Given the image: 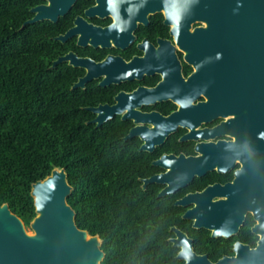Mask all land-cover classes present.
<instances>
[{
  "label": "flooded vegetation",
  "instance_id": "obj_1",
  "mask_svg": "<svg viewBox=\"0 0 264 264\" xmlns=\"http://www.w3.org/2000/svg\"><path fill=\"white\" fill-rule=\"evenodd\" d=\"M46 3L38 0L30 9ZM152 9L151 0H75L55 21H37L54 27L49 37L56 47L51 65L66 57L50 67L72 68L69 90L88 100L83 107L89 117L86 123L101 128L110 138L107 144H129L143 154L145 169L137 176L140 186L151 177L159 180L143 189L152 185L156 197L170 198L181 211L180 218L196 229L183 217L192 204L176 202L212 185L219 190L231 186L230 193L219 191L213 200L224 212L220 223L232 224L251 203V196L257 195L242 188L249 182L251 190L264 187V172L258 177V157L250 151L251 144H264L251 139L257 129L253 120L264 117V80L259 83L264 69L263 39L209 30L200 16L183 22L188 14L175 13L183 26L174 29L161 9ZM80 60L102 63V75L87 77L84 67L69 64L79 65ZM196 157L201 165L191 166L188 160ZM208 162L214 163L211 169L194 175L173 193L159 196L169 186L163 183L165 176L173 174L180 180L190 170L207 168ZM261 197L264 205V190ZM254 224L248 210L228 238L211 237L205 230L210 238L227 240L232 255L234 243L251 245L245 242L249 235L255 236V246ZM171 227L184 232L195 251L196 239L184 230L186 226ZM170 229L169 241L175 237Z\"/></svg>",
  "mask_w": 264,
  "mask_h": 264
},
{
  "label": "trees",
  "instance_id": "obj_2",
  "mask_svg": "<svg viewBox=\"0 0 264 264\" xmlns=\"http://www.w3.org/2000/svg\"><path fill=\"white\" fill-rule=\"evenodd\" d=\"M37 1L0 0V204L28 226L35 214L31 184L60 166L72 186L67 202L76 225L102 240L100 264H183L168 240L173 225H185L195 251L211 261L231 254L227 240L191 228L170 198L140 186L145 168L136 147L107 144L109 136L86 123L88 100L69 90L72 68L50 67L54 27L23 25Z\"/></svg>",
  "mask_w": 264,
  "mask_h": 264
},
{
  "label": "water",
  "instance_id": "obj_3",
  "mask_svg": "<svg viewBox=\"0 0 264 264\" xmlns=\"http://www.w3.org/2000/svg\"><path fill=\"white\" fill-rule=\"evenodd\" d=\"M74 2L75 0H47L46 4L30 9L34 16L23 25L44 19L55 21L58 16L65 14ZM152 3L155 5V9L151 11L161 9L166 15V20L173 23L174 29H181L183 26L179 24L181 19L176 17L175 13L185 16L188 14L186 19L182 18L183 22L189 20L191 22L192 18L200 16L206 22V28L209 30L220 29L225 31L227 36L262 37L264 49V0H151V5ZM91 42L96 45L95 41ZM65 60L66 57L59 58L51 66ZM79 62L82 63L79 65L69 64L74 67H84L88 74L87 77L94 78L102 75V63L89 60H80ZM263 80L264 69L259 83ZM90 110L95 112L97 109ZM253 121L257 129L254 130L251 139L264 141V117ZM100 124L101 120L97 122L96 127ZM250 147L252 155L258 157L256 174L258 177L262 176L264 172V144H251ZM188 161L191 166L195 163L200 164L198 157ZM213 165L212 162L205 163L204 166L207 168L190 170L187 177L183 175L180 180H178L179 176L176 178L173 174L165 176L163 183H167L169 186H166L159 196L173 193L185 186L194 175L203 174ZM175 181H177L175 184L170 185ZM153 182H159V180L155 177L142 180V187ZM231 189V186H224L219 190V186L212 185L201 192L185 195L176 204L180 206L192 204V207L183 214L184 218L192 221V227L208 230L211 237L223 238H228L236 233L245 212L249 210L255 221L252 233L258 237L255 246L236 242L232 248V255H224L216 261H211L207 255L194 251L191 239L184 232L171 227L170 230L175 237L170 239V242L173 247L178 249L176 258L183 264H264V205L261 197L264 187L260 185L257 187L258 190H255V186L254 190H251L250 182L244 186L242 188L244 192L257 195L254 198L251 196L253 200L251 203H247L234 223H220L223 220L221 215L224 212L218 209V201H214L213 198L219 191H223L224 194L230 193ZM71 190L72 186L68 181L65 169L53 166L46 177L31 184L30 195L33 199L35 214L28 226L9 209L7 203L0 204V264L101 263L104 258V252L101 249L102 240L98 234L92 235L76 225V213L67 202Z\"/></svg>",
  "mask_w": 264,
  "mask_h": 264
}]
</instances>
